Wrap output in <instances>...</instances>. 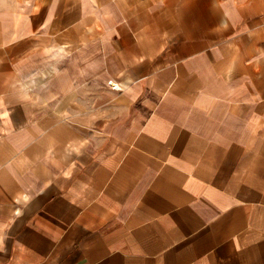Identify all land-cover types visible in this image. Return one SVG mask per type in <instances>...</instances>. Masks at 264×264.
<instances>
[{
  "label": "crops",
  "instance_id": "obj_1",
  "mask_svg": "<svg viewBox=\"0 0 264 264\" xmlns=\"http://www.w3.org/2000/svg\"><path fill=\"white\" fill-rule=\"evenodd\" d=\"M0 264H264V0H0Z\"/></svg>",
  "mask_w": 264,
  "mask_h": 264
},
{
  "label": "built area",
  "instance_id": "obj_2",
  "mask_svg": "<svg viewBox=\"0 0 264 264\" xmlns=\"http://www.w3.org/2000/svg\"><path fill=\"white\" fill-rule=\"evenodd\" d=\"M111 88H112V89H115V90H118V89H119L118 86H116V85H114V84L111 85Z\"/></svg>",
  "mask_w": 264,
  "mask_h": 264
}]
</instances>
